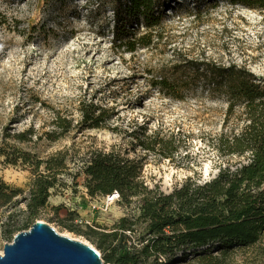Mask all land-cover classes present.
<instances>
[{"label":"rangeland","instance_id":"1","mask_svg":"<svg viewBox=\"0 0 264 264\" xmlns=\"http://www.w3.org/2000/svg\"><path fill=\"white\" fill-rule=\"evenodd\" d=\"M161 1L158 38L148 49L129 52L112 39V0H0V144L42 159L68 153L69 168L51 189L40 220L95 249L68 227L109 233L119 218L136 219L139 211L122 200L104 210V196L87 194L83 166L91 151L139 161L145 184L163 192L188 177L208 181L241 160L225 155L219 139L239 134L244 121L242 108L228 112L224 96L211 92L191 68L209 61L236 64L264 77V9L225 0ZM178 66L181 73H173ZM159 73L179 81L182 90L176 96L159 91L153 85ZM81 100L111 109L107 127L77 125ZM58 115L71 119L72 129L50 140ZM21 133L25 140L17 137ZM0 179L21 190L23 199L33 173L21 161L0 157ZM9 211L19 223L26 217L23 203ZM6 214L0 215V254L16 234L5 236ZM134 228L116 243L139 246L144 224ZM177 264L202 263L188 252ZM225 264H264V237L235 249Z\"/></svg>","mask_w":264,"mask_h":264},{"label":"trees","instance_id":"2","mask_svg":"<svg viewBox=\"0 0 264 264\" xmlns=\"http://www.w3.org/2000/svg\"><path fill=\"white\" fill-rule=\"evenodd\" d=\"M225 1L264 9V0ZM163 7L161 0H112L113 42L118 41L129 52L150 48L159 36ZM182 68L174 67L173 73H181ZM191 69L195 77L205 79L211 92L224 96L228 112L242 108V130L233 137L219 139L225 155L241 160L232 167H221L208 181L197 182L188 177L170 192H163L145 184L139 161L116 151H91L83 166L87 194L96 197L117 191L119 201L135 203L139 211L136 219L119 218L109 233H97L90 225L86 229L78 225L68 227L92 241L105 263L145 264L151 260L149 264H177L189 252L202 264H225L235 249L253 246L264 237V77L245 66L211 61L197 63ZM153 85L172 96L182 90L179 81L163 73H159ZM110 110L92 100H81L77 125L84 129L107 127L112 117ZM54 124L57 131L48 133L50 140L72 129L71 119L59 115ZM24 136L25 133L17 135L20 140H25ZM0 157L14 165L21 161L33 173L28 196L23 199L18 197L21 190L0 179V215L8 213L2 224L5 236L10 238L42 218L51 189L69 168L68 153L59 151L42 159L26 151L9 152L0 144ZM21 203L26 217L19 223L9 210ZM139 222L144 224L145 232L140 245H118V239L134 232Z\"/></svg>","mask_w":264,"mask_h":264},{"label":"water","instance_id":"3","mask_svg":"<svg viewBox=\"0 0 264 264\" xmlns=\"http://www.w3.org/2000/svg\"><path fill=\"white\" fill-rule=\"evenodd\" d=\"M0 264H110L97 249L82 241L61 235L43 220L16 233L5 243Z\"/></svg>","mask_w":264,"mask_h":264},{"label":"built area","instance_id":"4","mask_svg":"<svg viewBox=\"0 0 264 264\" xmlns=\"http://www.w3.org/2000/svg\"><path fill=\"white\" fill-rule=\"evenodd\" d=\"M120 195L117 191H114L113 193L104 196V201H103V208L104 210H107L110 205L113 203L119 201ZM80 223H82V220H79Z\"/></svg>","mask_w":264,"mask_h":264}]
</instances>
